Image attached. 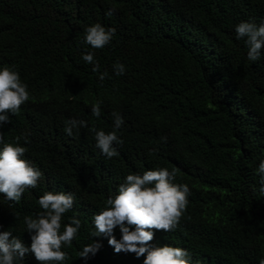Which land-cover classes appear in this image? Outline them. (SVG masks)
<instances>
[{"label": "trees", "instance_id": "trees-1", "mask_svg": "<svg viewBox=\"0 0 264 264\" xmlns=\"http://www.w3.org/2000/svg\"><path fill=\"white\" fill-rule=\"evenodd\" d=\"M240 22L264 23V0H0V68L17 71L30 94L0 127V148L25 147L22 158L42 173L18 203L0 194V231L30 247L23 218L42 211L45 192L70 193L62 223L75 217L81 227L62 246L63 264H143L144 257L115 253L107 237H93L92 218L128 174L175 169L173 183L190 190L186 209L175 230H154L150 243L184 248L193 264H260L264 49L258 60L247 58L235 33ZM96 23L115 29L99 49L85 42ZM117 62L123 75L113 71ZM96 103L99 117L91 113ZM113 113L123 119L119 129ZM71 119L88 127L69 136ZM93 126L116 131L118 156L101 154ZM114 235L120 238L118 227ZM93 240L102 246L84 261L79 252ZM23 264L39 262L28 253Z\"/></svg>", "mask_w": 264, "mask_h": 264}, {"label": "clouds", "instance_id": "clouds-1", "mask_svg": "<svg viewBox=\"0 0 264 264\" xmlns=\"http://www.w3.org/2000/svg\"><path fill=\"white\" fill-rule=\"evenodd\" d=\"M109 9L106 15L111 16ZM114 28L106 29L100 23L85 29V42L92 48H103L112 39ZM237 39H245L248 46L247 58L256 61L264 49V23L259 26L253 22H240L235 27ZM83 60L89 64L94 61L92 53L83 55ZM92 71L98 72L95 64ZM117 76L125 73V66L119 62L113 65ZM106 73H101L99 79H105ZM30 98L27 85L22 83L17 71L8 66L0 68V127L9 122L8 113L17 115L21 105ZM91 113L99 117L100 103L91 106ZM114 129H119L123 119L118 113H113ZM87 128L84 120L71 119L66 122L65 131L73 135V129ZM95 134L96 147L106 158L118 156L115 143H122L116 131L105 132L90 129ZM27 140V137H24ZM166 140V138H162ZM19 141L20 137L17 136ZM0 141L3 135L0 133ZM26 148L17 144L4 143L0 148V194L5 199L18 203L26 189L36 188L42 173L23 159ZM258 173L261 180L260 191L264 193V160L259 163ZM177 172L167 168L144 171L140 174H128L123 183L118 186L117 194L107 198L105 206L93 216L95 236H105L115 253H132L139 259L144 257L143 264H193L189 252L181 247L168 244L154 246V230L165 232L175 230L187 206L189 187L187 184L173 183ZM73 196L64 192H45L39 197L38 204L42 211L33 218L25 216L23 223L30 234L31 244L27 247L21 239L9 231H0V264H23L25 255L31 253L39 264H63L68 254L62 251V246H71L81 227V221L70 217L69 222L62 223L65 213L73 207ZM15 217L18 218L15 214ZM0 227H3L0 225ZM119 228V239L114 235ZM98 241L87 244L79 252V257L87 261L95 256L101 248ZM264 264V259L260 260Z\"/></svg>", "mask_w": 264, "mask_h": 264}]
</instances>
